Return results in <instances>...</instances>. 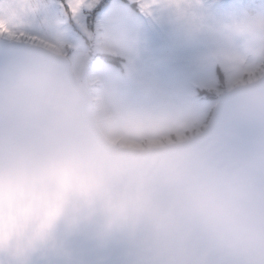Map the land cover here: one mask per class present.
<instances>
[{
    "label": "water",
    "instance_id": "1",
    "mask_svg": "<svg viewBox=\"0 0 264 264\" xmlns=\"http://www.w3.org/2000/svg\"><path fill=\"white\" fill-rule=\"evenodd\" d=\"M36 65L51 69V81L22 87ZM186 140L193 145L189 169L225 194H242L240 211L264 222V73L222 92L200 132L168 144ZM160 147L111 145L68 59L40 45L0 41V165L42 153L112 159ZM132 179L141 185L139 221L102 245L83 236L70 239L73 264H239L184 214L176 185L159 171L137 169Z\"/></svg>",
    "mask_w": 264,
    "mask_h": 264
},
{
    "label": "clouds",
    "instance_id": "2",
    "mask_svg": "<svg viewBox=\"0 0 264 264\" xmlns=\"http://www.w3.org/2000/svg\"><path fill=\"white\" fill-rule=\"evenodd\" d=\"M240 34L264 49V21L245 22ZM50 81L51 69L36 65L21 86ZM192 153L186 140L112 159L42 153L0 165V264H73L70 239L102 245L134 226L143 212L141 185L132 179L137 169L159 171L176 185L184 214L239 264H264V222L240 211L242 194H225L190 170Z\"/></svg>",
    "mask_w": 264,
    "mask_h": 264
},
{
    "label": "rangeland",
    "instance_id": "3",
    "mask_svg": "<svg viewBox=\"0 0 264 264\" xmlns=\"http://www.w3.org/2000/svg\"><path fill=\"white\" fill-rule=\"evenodd\" d=\"M117 1L106 0L105 8L90 23H85L84 14L73 16L68 11L71 24H63L58 7L26 11L14 1H9L10 7L0 0V41L40 45L68 59L80 86L90 94L98 129L115 147L143 149L186 139L204 128L222 92L264 73L259 57L248 70L220 72L216 84L175 88L176 80L170 78L173 71L166 70V63L155 54L156 45L147 43L148 54H139L133 41L125 40L123 24L119 36L116 21L111 22ZM99 2L86 0V7Z\"/></svg>",
    "mask_w": 264,
    "mask_h": 264
},
{
    "label": "crops",
    "instance_id": "4",
    "mask_svg": "<svg viewBox=\"0 0 264 264\" xmlns=\"http://www.w3.org/2000/svg\"><path fill=\"white\" fill-rule=\"evenodd\" d=\"M9 1L6 0L8 6ZM13 1L16 2L15 6L26 11L33 7L45 10L48 7L56 10L58 7L60 21L71 24L66 0ZM117 2L111 22L113 25L116 21L114 28L120 33L119 36L123 24L125 40L133 41L139 54H148L147 43L156 45L160 52L155 50V54L162 57L160 59L166 63V70L173 71L170 78L176 80L175 88L184 90L187 87L216 84L218 71L224 74L229 70H248V65L258 62L259 57L260 61H264V49L255 47L246 36L240 34L245 22L264 21V0ZM10 12L16 14L12 13L13 10ZM112 36L115 41V32ZM166 88H171V85L167 84Z\"/></svg>",
    "mask_w": 264,
    "mask_h": 264
},
{
    "label": "snow or ice",
    "instance_id": "5",
    "mask_svg": "<svg viewBox=\"0 0 264 264\" xmlns=\"http://www.w3.org/2000/svg\"><path fill=\"white\" fill-rule=\"evenodd\" d=\"M106 6V0H102L95 5L86 7V0H69L68 10L70 9L73 16L84 14L85 23H90L95 15H98Z\"/></svg>",
    "mask_w": 264,
    "mask_h": 264
},
{
    "label": "trees",
    "instance_id": "6",
    "mask_svg": "<svg viewBox=\"0 0 264 264\" xmlns=\"http://www.w3.org/2000/svg\"><path fill=\"white\" fill-rule=\"evenodd\" d=\"M110 61H113V60L110 59ZM218 76L219 78H221L220 71H218Z\"/></svg>",
    "mask_w": 264,
    "mask_h": 264
}]
</instances>
